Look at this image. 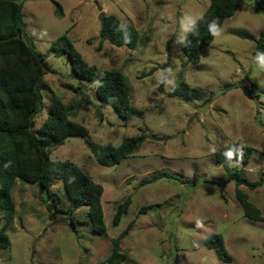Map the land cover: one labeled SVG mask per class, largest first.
<instances>
[{
    "label": "rangeland",
    "instance_id": "obj_1",
    "mask_svg": "<svg viewBox=\"0 0 264 264\" xmlns=\"http://www.w3.org/2000/svg\"><path fill=\"white\" fill-rule=\"evenodd\" d=\"M209 5L210 0L22 2L25 39L52 69L43 75V108L33 128L46 118L50 90L71 107L70 119L86 127L85 137L66 138L49 150V158L68 160L103 185L106 232L93 231L87 207L74 211L71 226L61 180L50 186L61 211L47 208L51 196L44 201L47 196L36 184L17 180L11 190L15 216L7 229L10 246L0 251V264H108L113 239L129 223L119 240L126 255L119 264H264V221L243 215L235 183H220L227 174L215 158L220 148L240 142L252 149L248 162L229 160L228 166L242 168L249 181L264 173V68L253 59L264 13L256 12L252 1H243L200 60L191 63L178 42ZM110 14L140 31L134 49L100 40L101 20ZM64 33L88 64L126 75L131 103L140 114L125 121L111 105H100L95 83L71 76L68 56L48 51ZM139 133L146 135L139 148L113 166L98 164L84 141L116 147ZM159 172L169 176L143 182ZM239 188L264 217V183ZM127 197V211L114 226L116 207ZM147 206L151 208L140 210ZM215 234L222 236L231 260L203 242Z\"/></svg>",
    "mask_w": 264,
    "mask_h": 264
},
{
    "label": "trees",
    "instance_id": "obj_2",
    "mask_svg": "<svg viewBox=\"0 0 264 264\" xmlns=\"http://www.w3.org/2000/svg\"><path fill=\"white\" fill-rule=\"evenodd\" d=\"M23 1L0 0V251L10 246L7 229L15 216V202L11 190L17 180L36 184L47 196L44 201L51 196L47 208L55 211H61V207L56 205V198L50 192V186L54 180H61L69 201L67 212L70 214L71 226H74V211L87 207L86 213L93 231L99 235L106 232L101 204L103 185L94 182L74 163L68 160L54 162L49 158V150L62 145L66 138L85 137L86 127L70 119L71 107L50 90L46 118L38 129L33 128L35 117L43 108V75L52 72V69L44 55L25 39ZM243 1L245 0H210L208 9L190 25L183 41L178 42V47L188 61L197 63L200 60L203 49L215 37L210 25L215 23L217 33ZM249 1L253 2L256 12L264 13V0ZM53 5L57 16L62 17L59 3L53 1ZM99 37L100 40H108L116 46L134 49L141 33L132 23H124L116 15L110 14L101 20ZM48 51L56 56H68L72 77L80 82L95 83V94L100 105H111L125 121L141 113L131 103V86L120 69H101L88 64L65 33L51 42ZM260 54H264V26L255 39L253 59L256 63ZM74 89L78 90L79 87ZM145 139L146 135L139 133L125 137L116 147L100 146L88 139L84 141L98 164L113 166L133 154ZM251 151V147L235 142L220 148L215 153V158L224 166L227 174L226 179L220 183H235V195L243 215L251 220L264 221L261 210L250 202L248 195L239 188L242 184L249 189L261 186L264 183V173L259 180L249 181L244 177L242 168H231L227 164L229 160L246 164ZM162 176L169 174L159 172L143 182L154 181ZM129 203L130 197H127L117 205L112 218L114 226L119 224ZM149 208L151 206L140 210L143 212ZM130 227L131 223L113 239L112 252L106 259L108 264H119L126 258L119 250V240L127 234ZM203 242L215 248L220 258L231 260L221 235L208 236Z\"/></svg>",
    "mask_w": 264,
    "mask_h": 264
},
{
    "label": "clouds",
    "instance_id": "obj_3",
    "mask_svg": "<svg viewBox=\"0 0 264 264\" xmlns=\"http://www.w3.org/2000/svg\"><path fill=\"white\" fill-rule=\"evenodd\" d=\"M215 28H216V26H215V23L213 22V24L210 25V30L213 32V35L217 34L216 31H215ZM257 61L260 64V66L262 68H264V54L258 55L257 56Z\"/></svg>",
    "mask_w": 264,
    "mask_h": 264
},
{
    "label": "water",
    "instance_id": "obj_4",
    "mask_svg": "<svg viewBox=\"0 0 264 264\" xmlns=\"http://www.w3.org/2000/svg\"><path fill=\"white\" fill-rule=\"evenodd\" d=\"M100 15H103V13L101 12ZM103 17V16H102Z\"/></svg>",
    "mask_w": 264,
    "mask_h": 264
}]
</instances>
